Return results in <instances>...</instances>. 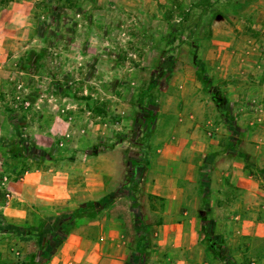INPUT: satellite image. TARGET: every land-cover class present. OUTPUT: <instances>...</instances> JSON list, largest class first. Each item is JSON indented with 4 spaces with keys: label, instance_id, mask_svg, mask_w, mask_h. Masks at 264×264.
<instances>
[{
    "label": "rangeland",
    "instance_id": "1",
    "mask_svg": "<svg viewBox=\"0 0 264 264\" xmlns=\"http://www.w3.org/2000/svg\"><path fill=\"white\" fill-rule=\"evenodd\" d=\"M49 1L0 3V258L31 250L22 224L47 235L63 214L98 206L129 236L136 204L162 224L163 198L148 192L146 174L165 167L154 153L180 128L212 127L221 148L242 143L234 155L246 168L244 152L264 155L255 146L264 144V0ZM32 172L44 186L63 181L76 201L102 190L82 210L45 213L18 197ZM209 214L191 212L190 224Z\"/></svg>",
    "mask_w": 264,
    "mask_h": 264
},
{
    "label": "crops",
    "instance_id": "2",
    "mask_svg": "<svg viewBox=\"0 0 264 264\" xmlns=\"http://www.w3.org/2000/svg\"><path fill=\"white\" fill-rule=\"evenodd\" d=\"M188 100L193 103L196 99ZM211 129L207 126L196 127L193 131L180 128L176 141L163 148L157 147L153 163L158 159L165 167L160 172L152 165L146 170V179L148 192L163 198L162 224H148L138 204L131 207L138 212L133 236L125 232L123 224L108 221L102 206L91 216L75 218L67 225L69 231L62 240L48 239L45 233L40 236L36 224H22V233L30 231L38 242L34 263L127 264L129 258L130 264H264V155L253 158L249 157L251 153L244 152L250 160V168H246L241 157L243 153L234 155L242 143H228L221 148L220 139ZM260 145L255 146L264 149V144ZM184 166L187 167L179 171ZM140 169L145 171L146 168ZM41 177L40 172L28 174L22 183L27 190L19 189L18 197L22 203L31 201V206L45 213L64 205L84 206L102 190V186L90 190L86 198L76 201L66 183L60 182L64 187H59V183L44 186ZM53 177L64 176L56 174ZM28 179L32 180L30 189L27 188ZM183 181L199 187L192 186L195 190L186 191L185 187H180ZM198 209L199 213H210L202 222L205 224H190L192 220L188 216ZM16 213L19 221H24L25 213L19 209ZM36 216V221L40 220L41 216ZM53 229L51 226L50 230ZM144 229L150 236L145 259H142L137 253L129 254V245L136 233ZM6 231L2 233L7 235ZM22 242L27 243L26 239ZM25 251L14 262L9 254H3L2 264H28Z\"/></svg>",
    "mask_w": 264,
    "mask_h": 264
},
{
    "label": "trees",
    "instance_id": "3",
    "mask_svg": "<svg viewBox=\"0 0 264 264\" xmlns=\"http://www.w3.org/2000/svg\"><path fill=\"white\" fill-rule=\"evenodd\" d=\"M11 0H8V2H10ZM65 2L67 1L69 3V0H64ZM46 4L50 5V1L49 0H45ZM0 3L1 0H0ZM147 162H148V158L147 156L144 157L143 161L141 164L138 163V166L137 168H140V167H144L146 168L147 166ZM93 204L92 201H89L87 202V205H91ZM84 206H79L80 210L83 209ZM77 218L75 217L74 215L70 214V213H65L63 214V216L61 217L60 219V223L57 225L56 229H54L53 231L50 230L48 231V239L50 238H55V239H59V240H62L63 237H65V235L67 234V232L69 231L67 227L68 224H71L72 221ZM149 236H150V232L146 229H144L143 231H139L138 233H136L135 235V239H133V242L130 243L129 245V254H139L140 255V258L142 259H145V247L146 245L148 244L149 242ZM26 241L28 242L29 241V245L31 246V250L26 253L25 255V258L27 259L28 261V264H35L34 263V258H35V250L38 246V242L36 241H31L30 239L28 238H25ZM129 255V256H130ZM127 264H130V259L128 258V261H127Z\"/></svg>",
    "mask_w": 264,
    "mask_h": 264
},
{
    "label": "water",
    "instance_id": "4",
    "mask_svg": "<svg viewBox=\"0 0 264 264\" xmlns=\"http://www.w3.org/2000/svg\"><path fill=\"white\" fill-rule=\"evenodd\" d=\"M221 18H222L221 16H219V15L217 16V20H220Z\"/></svg>",
    "mask_w": 264,
    "mask_h": 264
}]
</instances>
